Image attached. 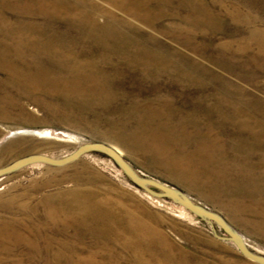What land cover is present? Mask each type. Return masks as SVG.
Masks as SVG:
<instances>
[{
    "label": "rangeland",
    "instance_id": "obj_1",
    "mask_svg": "<svg viewBox=\"0 0 264 264\" xmlns=\"http://www.w3.org/2000/svg\"><path fill=\"white\" fill-rule=\"evenodd\" d=\"M40 1L64 5L66 15L39 12ZM116 1L127 8L112 0H0V29L4 20L9 30L68 34L78 60L96 65L104 92L90 93L92 79L76 78L70 62L51 59L56 50L33 51L42 58L25 66L63 78L0 83V167L32 153L62 157L88 141L111 143L140 172L223 214L264 255V0ZM105 7L107 18L94 14ZM3 40L0 51L12 55L14 47ZM102 54L106 63L95 62ZM3 87L14 95L11 109L1 107ZM35 87L41 91L27 94ZM18 128L41 133L17 134ZM139 130L156 138L158 152ZM228 201L235 218L224 208ZM144 228L161 235L155 242L162 259L155 264H259L183 206L136 187L99 152L65 166L34 163L0 178V263L55 264L60 253L108 264L116 248L132 254L114 234Z\"/></svg>",
    "mask_w": 264,
    "mask_h": 264
},
{
    "label": "bare ground",
    "instance_id": "obj_2",
    "mask_svg": "<svg viewBox=\"0 0 264 264\" xmlns=\"http://www.w3.org/2000/svg\"><path fill=\"white\" fill-rule=\"evenodd\" d=\"M33 1V0H32ZM71 1V0H70ZM76 0H74L75 2ZM83 0H81L82 2ZM93 1V0H92ZM111 1V0H110ZM115 4H113L114 6H121V7H125V3L123 5V3L121 2H117L116 0H112ZM121 1V0H120ZM127 1V0H126ZM125 1V2H126ZM132 3H135L133 2L132 0H130ZM139 0L138 4L139 5H142L141 1ZM31 2V1H30ZM38 2V1H37ZM47 2V1H45ZM73 2V1H72ZM80 2V3H81ZM86 2V1H85ZM88 2V1H87ZM78 3V2H77ZM92 4H94L93 2H91ZM89 2V4H91ZM111 3V2H109ZM34 4V3H33ZM39 4V12L41 13H46L47 15L49 16H61V15H66L65 14V10H63V7L64 5H61V7H57L55 6V8H51L50 6L42 3L40 1ZM50 4V3H49ZM55 5V3H52ZM66 4V3H64ZM69 4V3H68ZM66 4V5H68ZM73 4V3H72ZM88 4V3H87ZM88 4V5H89ZM128 4V2H127ZM51 5V4H50ZM71 5V3H70ZM75 5V3H74ZM74 5H71V6H74ZM80 5V4H78ZM111 5V4H110ZM137 5V4H135ZM36 6V5H35ZM70 6V7H71ZM82 6V5H81ZM85 7V4L83 5ZM96 6V4H95ZM100 6V5H99ZM128 6V5H127ZM138 6V5H137ZM67 7V6H65ZM69 7V8H70ZM77 7V6H76ZM98 7V5H97ZM102 6H100L101 8ZM129 7V6H128ZM134 7V6H133ZM68 8V7H67ZM83 8V7H82ZM87 9L90 10V8H88V6L86 7ZM92 8V7H91ZM127 8V7H125ZM84 9V8H83ZM107 7H105L103 10H100L98 8H96L94 11L96 14L97 12L105 15L106 18H107V14H106V10ZM121 9V8H120ZM124 9V8H123ZM122 9V10H123ZM137 9V7H136ZM139 6H138V10H139ZM70 10V9H69ZM82 10V9H81ZM80 10V12H81ZM85 10V9H84ZM83 10V11H84ZM105 10V11H104ZM109 10V9H108ZM128 10H134L132 9L131 7L128 9ZM127 10V11H128ZM82 11V12H83ZM93 11V10H92ZM102 11V12H101ZM136 11V10H135ZM133 11V12H135ZM67 12V10H66ZM71 12V11H70ZM81 12V13H82ZM85 12V11H84ZM88 12V11H87ZM126 12V11H125ZM72 13V12H71ZM70 13V14H71ZM75 14H72L74 16V19L75 17L77 16L78 14V11L77 9L75 10L74 12ZM127 13V12H126ZM130 13V11H129ZM139 13V12H138ZM83 16L85 17V13H82ZM93 12H92V15H94ZM111 14V13H110ZM135 14V13H134ZM69 15V13H68ZM67 15V16H68ZM113 15V14H111ZM129 15V14H128ZM132 15V14H131ZM140 15V14H139ZM63 16V17H64ZM80 16H82L80 14ZM86 16H87V13H86ZM97 16V15H96ZM109 16V14H108ZM71 17V16H70ZM78 17V16H77ZM91 17V16H90ZM93 17V16H92ZM91 17V18H92ZM114 17V16H112ZM142 17V16H141ZM61 18V17H60ZM66 18V17H65ZM73 18V17H72ZM71 18V19H72ZM110 18V17H109ZM115 18V17H114ZM118 18V17H117ZM117 18H115L114 20H117ZM136 18V17H135ZM67 19V18H66ZM69 19V17H68ZM79 19V18H77ZM82 19V18H81ZM94 19V18H92ZM70 20V19H69ZM85 20V19H84ZM83 20V21H84ZM89 20V21H88ZM95 20V19H94ZM108 20V19H107ZM110 20V19H109ZM113 20V21H114ZM81 21V20H80ZM79 21V22H80ZM90 22V18L86 20V23ZM1 22H3V26L2 28L3 29H0V39H4L6 40V43H5V46L7 47L8 44H10L12 47H14V51H12V55H6L4 53H2V51H0V71L2 72L3 75H0V83L3 84H8V83H13L14 81H18V80H24V81H30V82H33V81H36V82H43V83H48L50 81H53L54 83L55 82H60L62 81L61 77L59 78V81L57 80L58 77H56L54 74H51L50 72H48L47 70L48 69H42L40 67H38L37 69H31L30 67H27L25 66L26 64H28V61H32V60H39L41 59L42 57H37V54L35 55L33 53V51H37V50H56L58 54H55L54 56H50L51 59H55V60H58V61H68L70 62V65L69 67L70 70L72 71V75L76 78L78 77H82V79H85V80H88V83L91 81L90 79H92L93 81L91 82L90 86H88L89 84H87L86 88L85 89H92V91L90 93H95V94H100L101 93H104L103 90L100 88V82L98 81V79H96V75L95 74V71H97V69L95 68L96 65H93L90 63L89 60H83V61H79L78 60V56L80 54H76L78 52L75 53V49L70 47V43L67 42V40H65L64 38L65 37H68L67 35L63 34V33H60V32H55V33H50V32H47V31H32L31 29L30 30H21V29H18V28H12V30L10 29H6L5 27L7 26V21H4L2 20ZM78 22V21H77ZM76 22V23H77ZM82 22V21H81ZM85 22V21H84ZM110 22V21H109ZM74 23V24H76ZM91 23V22H90ZM150 23V22H149ZM80 24V23H78ZM89 24V23H88ZM114 24V22H113ZM11 24L8 25V27H10ZM77 25V24H76ZM81 25V24H80ZM91 25V24H90ZM96 25V24H95ZM5 26V27H4ZM110 26V25H109ZM117 26V25H116ZM84 27V26H83ZM96 27V26H95ZM115 27V26H113ZM121 27V26H119ZM86 28V27H85ZM93 28V27H91ZM90 28V29H91ZM104 28V27H103ZM112 28V27H111ZM116 28V27H115ZM89 29V30H90ZM113 29V28H112ZM119 29H122V28H119ZM58 30V29H57ZM88 30V31H89ZM115 30V29H114ZM117 30V28H116ZM115 30V31H116ZM123 30V29H122ZM59 31V30H58ZM105 31V30H104ZM124 31V30H123ZM64 32V31H63ZM86 32V31H85ZM91 32V31H90ZM98 32V30H97ZM107 32L109 33V31L107 30ZM112 32V31H111ZM117 33H119L118 31H116ZM121 32V31H120ZM72 33V32H71ZM96 34V32H94ZM87 34V33H86ZM94 34V35H95ZM103 34V33H102ZM121 34V33H120ZM85 35V33H84ZM90 35V34H89ZM107 35V34H106ZM73 36V35H72ZM77 37V36H76ZM79 37V35H78ZM82 37H85V36H82ZM88 37V36H87ZM92 37V36H91ZM96 37V36H95ZM105 38V37H104ZM69 39V38H68ZM77 39V38H76ZM82 40V38H80ZM88 39V38H87ZM93 39V37H92ZM96 39V38H95ZM99 39V38H98ZM3 40V41H4ZM85 40V39H84ZM79 41V40H78ZM92 41V40H90ZM84 43V41H82ZM89 42V40H88ZM76 43V42H75ZM90 43V42H89ZM130 43V42H129ZM74 44V42H73ZM80 44V43H79ZM78 44V45H79ZM82 44V43H81ZM105 44V42H104ZM69 45V46H68ZM82 45H85V44H82ZM77 46V45H76ZM11 47V49H12ZM72 48V49H71ZM81 48V47H80ZM12 49V50H13ZM82 49V48H81ZM80 49V50H81ZM79 50V51H80ZM84 50V48H83ZM107 50V49H106ZM10 51V50H8ZM109 50L106 51V53L108 52ZM138 51V50H137ZM3 52H6V51H3ZM88 52V51H87ZM105 53V54H106ZM124 53V52H123ZM129 53V52H128ZM9 54V53H8ZM39 54V53H38ZM88 54H90L88 52ZM87 54V55H88ZM86 55V53H85ZM39 56V55H38ZM47 56V55H45ZM98 56V55H97ZM96 54H95V57H97ZM101 57L97 60L96 58V61L95 62H105L106 60V56H104L103 54L100 55ZM110 56V55H108ZM48 57V56H47ZM149 57V56H148ZM111 58V57H109ZM130 60H134L133 57H128ZM46 59V58H45ZM48 59V58H47ZM49 60V59H48ZM40 61V60H39ZM107 61V60H106ZM38 62V61H37ZM35 63V62H34ZM90 63V64H89ZM93 63V62H92ZM33 64V63H32ZM40 64V63H39ZM103 65V63H101ZM35 65V64H33ZM40 66V65H39ZM59 66V65H57ZM100 66V65H99ZM37 67V65H36ZM102 67V66H100ZM45 68V66H44ZM49 68V67H48ZM54 68V67H53ZM52 68V69H53ZM60 68V67H59ZM99 68V67H97ZM96 69V70H95ZM161 69V68H160ZM67 70V69H66ZM65 70V71H66ZM95 70V71H94ZM53 71V70H51ZM59 71V69H58ZM55 72V71H53ZM101 72V71H100ZM110 73V72H109ZM111 74V73H110ZM110 74L108 76H110ZM61 75V74H60ZM103 76H106V72H105V75L102 74ZM72 76V77H73ZM99 76V75H98ZM97 76V77H98ZM112 76V75H111ZM114 76V75H113ZM100 78H102L101 76H99ZM63 78V77H62ZM96 79V80H94ZM104 79V78H103ZM102 79V80H103ZM109 79V78H107ZM65 80V79H64ZM19 82V81H18ZM65 82V83H64ZM105 82V81H104ZM52 83V82H51ZM63 85L67 84L66 81H63L62 82ZM35 84V83H34ZM107 84V81L105 83V85ZM27 85V84H26ZM38 85V83H37ZM76 85V84H74ZM102 85V84H101ZM33 86V85H32ZM67 86V85H66ZM31 87V86H30ZM34 87V86H33ZM39 87L40 84H39ZM103 87V86H102ZM106 87V86H104ZM107 88V87H106ZM105 88V89H106ZM70 89V87H69ZM108 89H111L108 88ZM36 91H41V90H37V88L35 87V89H30V90H27V94H30V93H35ZM89 91V90H88ZM87 91V92H88ZM106 91V90H105ZM110 92V90H109ZM24 93V91L22 92ZM12 92L9 88H4L2 89V92H1V96L3 99V102H5V105H2L1 107L2 108H8V109H11L12 108V102H11V99L13 98L12 97ZM14 96V95H13ZM11 107V108H10ZM1 108V109H2ZM154 108V107H153ZM159 109V108H158ZM3 110V109H2ZM150 110H153L155 112H157V110L155 109H150ZM154 112V113H155ZM242 117V116H241ZM241 117H237V123L239 124H245L247 126H250V124L256 120H252L254 119V117L251 119L252 121H250L249 118H241ZM251 118V117H250ZM219 121V120H218ZM259 121V120H258ZM256 124V122H254ZM253 124V123H252ZM258 125V124H256ZM259 126V125H258ZM258 128V127H257ZM259 129V128H258ZM152 131V130H151ZM44 132V131H43ZM139 133V135L143 138L145 137V141L149 140L150 143H149V147L150 149H152L153 151L155 152H158L159 151V147H158V143L156 142V138H153V137H150V136H147V135H144V134H140L141 133V130L137 131ZM15 133L17 134H40L41 132L39 130H35V129H29V128H18ZM143 133V132H142ZM152 133V132H151ZM152 136V135H151ZM148 141V142H149ZM111 144V143H110ZM113 145L117 150H119L123 155L124 152L118 147V146H115L114 144H111ZM182 175V174H181ZM181 176H179L180 178ZM185 179V178H184ZM186 180V179H185ZM188 182H190V180H188ZM137 187V186H136ZM150 196V195H149ZM151 197V196H150ZM224 208H226L230 215L235 218V213L233 212L234 211V207H232V204L229 203V201L224 204ZM236 212V211H235ZM70 216V215H69ZM109 226V225H108ZM141 232H135V233H132V235H125L123 233V231L121 230H118V233L117 232V235L114 234V239L117 240V242L119 244H121L120 246L124 249H128L131 251V256L130 257H127V256H124V255H121L118 251V249L116 248L115 251H114V255L113 257L111 256L107 261L108 264H155V262L158 260V259H162L160 258V255L157 251V242H155V238L158 237L159 235V232H152L151 229H147V228H144V229H139ZM120 234V235H119ZM124 236V237H123ZM161 237V235H159ZM247 242V241H246ZM248 246L250 247L249 243L247 242ZM9 247V245H8ZM10 248V247H9ZM251 248V247H250ZM3 250H8V248L6 246H3L2 248ZM11 249V248H10ZM106 250V249H105ZM14 251V250H13ZM95 255V254H94ZM57 257L58 258H55L54 259V263L55 264H94V260H96V258H91V257H87V258H80L79 256L77 255H74V254H69V256H63L62 254L58 253L57 254ZM170 258V257H169ZM169 258H167L166 260H170ZM173 258V257H172ZM0 264H5V263H0ZM6 264H22V261L21 259L19 258H16V259H13L11 263H6ZM45 264H50L49 261H46ZM169 264H172L171 262Z\"/></svg>",
    "mask_w": 264,
    "mask_h": 264
},
{
    "label": "water",
    "instance_id": "obj_3",
    "mask_svg": "<svg viewBox=\"0 0 264 264\" xmlns=\"http://www.w3.org/2000/svg\"><path fill=\"white\" fill-rule=\"evenodd\" d=\"M90 152H99L108 156L135 186L143 189L155 197L167 198L176 204L183 206L200 219L208 222L212 226L215 236L224 240L232 241L243 256L259 264H264V255L251 249L248 246L245 237L230 224L223 214L211 209L202 202L197 201L181 188L160 179L149 177L140 172L133 166L125 155H123L113 145L104 141L85 142L69 154L62 157H54L45 153H32L22 156L5 166L0 167V178L34 163L65 166ZM217 226L223 229L226 235L219 234Z\"/></svg>",
    "mask_w": 264,
    "mask_h": 264
}]
</instances>
